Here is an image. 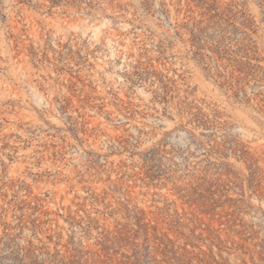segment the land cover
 I'll list each match as a JSON object with an SVG mask.
<instances>
[{
	"label": "rangeland",
	"instance_id": "1",
	"mask_svg": "<svg viewBox=\"0 0 264 264\" xmlns=\"http://www.w3.org/2000/svg\"><path fill=\"white\" fill-rule=\"evenodd\" d=\"M0 264H264V0H0Z\"/></svg>",
	"mask_w": 264,
	"mask_h": 264
}]
</instances>
